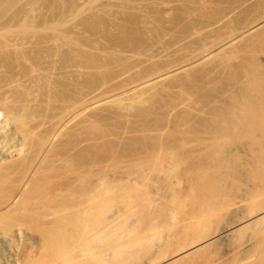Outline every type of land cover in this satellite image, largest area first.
Listing matches in <instances>:
<instances>
[{
  "label": "rangeland",
  "instance_id": "rangeland-1",
  "mask_svg": "<svg viewBox=\"0 0 264 264\" xmlns=\"http://www.w3.org/2000/svg\"><path fill=\"white\" fill-rule=\"evenodd\" d=\"M263 19L264 0H0V100L5 93L12 94L11 101H0V137L8 136L9 140H15L14 147L7 145L6 148L11 149L9 152L7 150L0 162L5 161V156L7 157V161L0 166V173L10 177L2 187L3 192L12 190L26 179L41 156L44 146L42 141L51 138L50 131L59 124L70 122L67 119L68 112L74 111L80 99L85 100L86 97L92 96L93 99L88 100H95V94L100 93L102 89L117 90L120 85L119 88H124L115 91L116 94L124 89L128 95L129 90L135 88V91L131 90L130 96L145 92L142 94V102L143 98L149 97L147 102L144 100L145 103L134 102L135 108L140 107L141 110L135 109L140 114L135 113L132 107V111H117L116 103L114 106L113 103H108L112 98L110 97L107 101H99L100 107L96 106V102V105L90 107V111L89 108L86 109V115L72 120L62 135L54 140V150L46 157L40 173L33 180V201L36 206H41V212L50 214L56 208L72 201L73 196L62 190L75 181L79 171H85L92 166L91 169L99 172L106 168L107 164L110 166L109 161L114 154H118L119 159L122 158L120 161L124 167L127 159L143 152L144 148L159 143V139H163L168 148L177 147V152L185 159L182 163H177V174L172 179L174 184L179 177L183 180L181 187L177 188L180 190L179 195L182 194L180 197H186V193H189L187 189L189 179L192 178L189 172L201 167L208 171V179L206 178L205 182L208 189H197L194 192L196 200L200 201L208 192L213 196V193H217L215 185L229 178L230 184L234 182L233 187L231 186L233 193L239 192L241 202L248 197L246 200L249 203L251 196L255 197L253 192L255 194L257 190L264 191V28L248 34L208 61L195 63L186 69H181L180 66L197 60L215 46L241 34ZM91 59L99 63L101 59L102 65L98 64L97 71L96 68L93 70L90 69L93 67H85ZM104 59L108 60V67ZM95 60L92 63H96ZM259 61H262V64L255 67ZM100 66L105 68L101 69ZM79 67L86 71L83 69L81 72ZM88 69L92 72L87 71ZM99 70L102 71L100 74ZM170 70L177 71L171 76L160 77L162 80L158 78L159 74L161 76L165 71L171 72ZM252 70L256 71V79L251 80ZM156 76L157 81L154 80ZM101 83L105 88L98 86ZM94 86L102 87L94 91ZM124 95L123 93L122 97ZM126 98L130 100L127 96L125 100ZM130 102L131 100L128 103ZM8 110L16 113L14 115L17 120L13 121V117L9 119L13 113L9 111L8 114ZM233 114L239 118L238 129L229 125L230 120L236 118ZM7 116L8 121L5 119ZM87 118H92L91 123L84 122V126L93 125L95 122L93 126L97 129L93 140L89 139V134L87 135L83 124L80 123H83L84 119L90 121ZM75 124L77 130L74 129ZM90 125L89 127H93ZM163 129H166L165 134ZM214 136L218 137V140L214 139ZM183 139L186 147L180 148L178 143ZM238 142L253 143L256 149L252 150H257V158L255 155L250 157L254 154L250 149L245 148V151L243 147H239L243 149H239V157L227 160L228 149L232 150L235 147L232 145ZM2 152H5L4 149ZM119 154L122 156L119 157ZM253 160L256 161L255 165L252 164ZM121 164L118 165L117 169L121 168L118 173L111 174L112 179L115 174L119 176V172L124 170L120 167ZM255 166L256 173L252 170ZM247 174L249 177L252 174L250 181ZM255 185H258V189ZM173 192L169 188L163 195L154 196L155 200L154 197L152 199L156 202L150 209L146 208L147 204L140 205L139 202L134 205V209L131 208L132 210H129V206L126 208V205L124 208V204L121 208L118 203V208L122 209L119 211L126 212L129 217L124 214L125 216L121 217L122 222L120 219L117 222L118 226H123L125 220H128L129 225L134 224L129 226L125 221V226L132 228V235L127 232L130 231L129 228L119 231L121 234L129 233H126V236L130 238V241L127 238V243L131 251H149L152 240H148V248L144 244L147 245L148 241L138 242L140 236L146 240L148 237V234L144 233L145 224L142 219L151 215L153 218L160 216L163 220L166 219L165 214L175 209L179 212L178 229L175 228L170 234V231L167 233L166 230L167 235L166 238L163 235V239L168 237L170 250L178 245L177 238L183 234L181 220L191 215L193 206L188 200L185 206L179 208L175 197L170 196ZM111 200L112 195H104L101 198L105 206L103 211L107 216L111 215L114 209L118 210L114 204L113 208L110 207ZM1 202L2 199L0 204ZM244 205L242 209L245 206L250 209L247 204ZM37 216L38 213L34 216L36 220L39 218ZM55 218L51 216L49 219L45 218V221L51 222ZM36 220L39 224L38 230L35 224L32 230L37 231L27 232L40 237L41 230L45 227L41 226L39 219ZM254 224L247 227L251 232L241 225L244 229L239 230L242 231L239 239L241 237L245 242L240 239L239 244L243 248L239 246V249L242 248L239 250V257L234 262L227 260V264H264V220L261 224ZM133 227L138 228H134L136 232ZM123 236L124 240L125 233ZM249 236L253 239H249ZM163 239H154L151 242L152 247L144 258L146 262L150 259L149 256L166 242H163ZM141 242L143 244H140ZM247 242L250 247L249 244H243ZM137 243L140 246H137ZM9 250L3 254L9 256L10 254L6 253ZM126 251L121 257L113 254L115 252L112 253L111 250L112 258L110 256L109 261L127 264ZM3 254L2 258L5 257ZM223 255L221 247L214 246L191 258L188 257L189 260L185 258L175 264H223ZM2 258L1 261L7 262L8 257ZM142 260L139 261L143 263ZM139 261L136 264H142Z\"/></svg>",
  "mask_w": 264,
  "mask_h": 264
},
{
  "label": "bare ground",
  "instance_id": "bare-ground-1",
  "mask_svg": "<svg viewBox=\"0 0 264 264\" xmlns=\"http://www.w3.org/2000/svg\"><path fill=\"white\" fill-rule=\"evenodd\" d=\"M262 27L264 28V19L261 20L258 24L253 25V27H249L246 31L242 32L241 34L233 36L232 39H230V40H228L222 44L220 43L218 46H215L214 49L209 50V52L207 51L206 54L200 56L199 58H197V60L195 59L191 63L189 62L183 66H180L181 69L182 68L186 69L188 66H191V65L193 66V64H195V63L197 64L201 61L202 62L206 61V60L208 61L209 59H212V57H215L216 55L218 56V54L224 52L223 50L226 51L227 47L234 45L235 42L237 43L243 37L247 36L248 34L253 33L256 30L258 31V29L259 30L262 29ZM96 46H97V44H96ZM91 60L93 61L95 59H91ZM99 60H100V63H99V61L97 62L96 60L94 61L96 63H92V61L91 62L89 61L90 63L89 62L88 63L92 64V65L89 66V64L87 63L88 66H87V64H85L86 65L85 67L86 68L93 67L90 69L95 70V68H96L95 71H97V68L99 66L98 64L102 65L101 59H99ZM105 60L107 61L106 66L108 67V65H107L108 60L104 59V61ZM261 62L260 61H259V63L256 62V65H254V66L257 67V64H260ZM104 64H105V62H104ZM109 64H110V60H109ZM78 66H80V65H78ZM82 67H84V65ZM101 67H103V66H100V68ZM103 68H105V67H103ZM83 69L84 68L81 69V72L83 71ZM90 69H88L87 71H89ZM90 71L92 72V70H90ZM170 71L171 72L167 71L168 73L165 71V73L163 75L161 74V76L159 74V77L156 76L154 78V80L157 81V77L160 79V77L162 78V77H166V76L167 77L171 76V74L175 73V71H177V70H170ZM98 72L100 74L102 71L100 72V70H99ZM251 75H252L251 80L254 78L256 79V71L252 70V72L250 73V77H251ZM151 79H152V77H151ZM160 80H162V79H160ZM147 81L149 82L150 80H147ZM144 82L145 81H143L142 84ZM148 82H146V83H148ZM144 84H143V86H144ZM99 85H102V83L98 84V86ZM147 85H146V87H147ZM151 85H153L152 82H151ZM102 86H104V85H102ZM102 86L97 87V88H96V86H94L96 88V90L94 89V91L100 90L99 88H101ZM107 86H108V84H107ZM119 87H120V85H119ZM119 87H118V89L124 88V86H122L121 88H119ZM102 88H105V86ZM111 88H113V87H111ZM134 89L132 88L131 90L135 91ZM117 90H114V88L113 89H107V90L102 89L101 92L99 91L100 93L95 94V96H94L95 100H90V101H92L91 103H88V102H90L88 99H90V98L93 99L92 96L86 97L85 100L80 99L77 102V105H76L74 111L68 112L67 119L70 120V122H71L72 120H75L79 117H82V115H86V114H84V112H86V109L89 108V111H90V109H91L90 107H92L94 104L96 105V102L97 103L99 101L104 102L103 101L104 99L107 101L108 98H110V97L113 98V96H115V97L113 99L110 98L108 103H113L112 106H114V103H116L115 106H117V107L115 109L118 108L117 111L123 110V112H124V110H126V109H129V111H132V110H130V108L132 107L133 110L135 111V113L140 114V112L139 111L137 112L136 110H137V108H139V110H141V109H140V107L135 108L136 105L134 102H136L137 104L139 102H142L141 101V98L143 96L142 94L145 92H142V93L140 92L141 94H139V95L130 96L129 94L131 93V90H129L130 93L128 95L124 92V89H123V92L121 91L122 93L120 92V93L116 94L115 91H117ZM125 90H127V89L125 88ZM154 90H155V88H154ZM156 92H157V89H156ZM123 93L128 97V99L131 100L130 103H128L130 100L128 101L127 98H126V100L128 102L127 103L125 102L126 96L124 95L125 97L123 96L124 97L123 98L122 97ZM148 93H149V91H148ZM136 94H138V93H136ZM155 94L157 95L158 93H155ZM11 98H12V94L5 93L0 101H3L6 103L7 101H11ZM147 98H149V97H147ZM147 98H143L142 103H145L144 100L146 101ZM87 100H88V102H87ZM85 103H87V104H85ZM99 103H98V105H96L97 107L98 106L100 107ZM132 104H134L135 106ZM139 104H141V103H139ZM237 107H239V106H237ZM95 109L97 110V108H95ZM10 110H8V114H9ZM236 110L237 109H235L234 113H236ZM92 111H94V110H92ZM142 111H141V114H143ZM11 113H13V111ZM14 114H16V113H13L11 115V117L8 115L9 119H11L13 117L14 119L13 118L12 119H13V121H15L16 116ZM144 114H145V112H144ZM8 116L5 118V119H7V121H8ZM95 116H96V114H95ZM233 116H235L236 118L233 117V119L230 120L229 125L232 128L238 129L239 118L235 114H233ZM87 120H90V119L87 118ZM91 120H92V118H91ZM91 120L86 121L84 119L83 123L82 122H80V123L83 124L82 126H84V122L85 123H91ZM70 122L65 123V124L64 123L59 124L57 127H55V129H52L50 131L52 133L51 138H49V139L45 138L44 141H42V144L44 146H43V150L41 152V156H40L39 160L37 161V163L35 164V166L31 170V172L26 176V179L22 183H20L18 186H14L12 188V190H9V191L7 190V191L3 192L2 187L6 184L7 180H9L8 178H10V177L7 178L6 174L0 173L1 174L0 175V194H2L1 198H0V199H2V202L0 204V250L2 249L0 251V256H1L0 257V264H3V263L4 264L5 263L6 264H115L114 261H113V263L109 261V260H111V259H109L110 256L112 258V253L115 252L113 254H117V256H121V254L124 253L125 250H127L126 252H128V255L126 254L127 257L125 256L126 257L125 262L127 264H136V263H138L139 260H142V259L145 261L144 258H146L145 256L149 253L150 248L152 247L151 242L154 241V239L161 238V240H162L164 238V236L166 238V235H167V234L165 235L166 230H167V233L170 231L168 233V234H170L171 231H173L175 228L178 229L177 228V226L179 224L178 209H175L174 211L172 210L171 212H168L167 215L165 214L166 219H163V220L160 219V216H157V217L154 216V218H153L151 215H150V217L147 216V218L142 219L143 223L145 224L144 225L145 226V229H144L145 232L144 233L148 234V237L146 236L147 240L145 239V237H142V236H140V239L142 237L141 240L137 237L139 239L138 242L142 241V240L145 242L148 240H152L150 242V247L148 244L149 241L147 242V245H146V243H144L145 246H147L146 248L149 247V251L147 249H145V250L143 249V252H142V251H136V250L131 251L129 249L130 247H128L129 246V244L127 243L128 242L127 241L128 235L126 236V233L127 232L130 233L132 228L130 229L128 227L130 229V231L128 230L127 232H124L126 239L125 238H124V240L122 239L124 237L123 236L124 233L122 232L123 234H121V232H119V231L122 229L123 230L128 229L127 226H125V223L128 220H125L126 222L123 221L124 222L122 224L123 226H121L120 223H119L120 225L118 226L117 222H119V219L121 220V217L123 218L127 213L124 211L121 212L122 209H120V207L118 208L117 205H118V203L121 204V205H119V206H121V208H123V207L125 208V205H126V208L129 206V210H132L135 208L134 205L136 203L138 204V202H139L140 205L141 204L142 205L147 204L146 206H148V207H146V206L145 207L150 209V208H153V206L155 205V202H156V201H154L155 198L157 196L163 195V192L169 188L171 189V191H174L173 193H171L173 195L170 194V196L175 197L174 198L175 203L179 208H180V206H182V207L185 206V203L188 200L191 202V204L193 206V209L191 211V215H189L186 218L181 220L182 221L181 223H182L183 234L177 238L176 245L177 244L178 245L175 246L174 248H172L173 249V250L171 249L172 251L170 250L171 246L167 242L168 241V237H167L166 240L163 239V242L164 241H166V242L164 244L162 243L163 245L161 244L162 246L160 245L159 246L160 248L158 247L157 248L158 250H155V252H153L152 255L149 256L151 261L148 258L149 259L148 262H146L147 261L146 260L145 261L146 263H144V261L142 260L143 263L141 261H139V263L156 264V263L160 262L162 264H175L177 262L183 261L185 258H188V257L191 258V257L195 256L197 253H199L203 250L209 249L211 247H214V246H220L221 247L223 254H224L223 258L221 257L222 258L221 262L223 264H227L226 263L227 260L234 262L236 260V258L239 257V250H241L243 248L242 245L239 244V241L241 239V237L239 239V234H240V232H242V231L239 232V230L244 229L243 226H241V225H244V227H246V229H248L249 228L248 225L251 226L255 223L254 226H256L257 222L259 224H261L262 220H264V191L263 190H260V191L257 190L258 185H257V187H256V185L254 186L257 188L256 189L257 192L255 191V194L253 192L252 195H255V197L251 196L250 199L252 201L249 199V203L252 202V204L247 203L248 200H246V199L248 197L245 199H244V197H242L244 199L242 201L243 202L246 201V203L244 202V204L245 205L247 204L248 208H250V209H247V207L243 204V202H241L239 200L240 199L239 192L233 193L234 189L232 188L233 187L232 184H234V182L233 183L231 182L232 184H230L228 182L230 180L229 178H227L229 176V174H227L228 176L226 177L227 178L226 180L223 179V177H222L223 182L220 180L221 181V182H219L220 184L218 183L219 186H217L218 184L215 185L214 188L216 189L217 193H213L214 195L212 196V194H210L208 192V194H210L209 196H208V194H207V196L204 195V197L201 195L202 199L200 201H198V200H196L194 192L200 188H202V189L207 188L208 189V187H206L207 184H205L206 180L208 179V177H207L208 171L205 170L204 168L196 167L191 172H189V174H191V176H192L191 180L189 179V188L187 189V190H189V193L188 192L186 193V195H185L186 197H180V195H182V194L179 195L178 192L180 190H177V188L181 187V185L183 184V180L179 177L177 179L176 184H174L175 182L172 179H174L175 178L174 175L177 174L178 164L185 161V159L179 155V153L177 152L178 151L177 147H175L173 149V146L168 148L167 145H164L163 139L162 140L159 139V141L157 140V142H159V143L152 145L151 147L148 146V147L144 148L143 152L138 153V155H135V156L131 157L130 159H127V162L125 161L126 165L124 167L122 165L123 162L120 161L122 158L119 159L118 154H114V152H113L114 155L111 156V160L109 161L110 166H108V164H107L106 168H103L99 172L91 169L92 166H90V169H86L85 171H79V173L77 174V176L75 178V181L71 185L67 186L66 188H64L62 190L63 192H66V193L69 192V194L73 196V198L71 199L72 201L69 202L67 205H62V206L56 208L50 214L41 212V206H36L35 202L33 201V198H34L33 193L35 190L33 187L34 185H32L33 180L40 173L41 165L44 163L46 157L54 150V148L56 146L55 145L56 141L54 142V140H56L60 135H62L63 130L66 129V127H68ZM254 124H256V123H254ZM89 125L90 124L85 125L86 127L84 126V128H85V131L87 132V135L89 134L88 135L89 139L93 140L96 136V133H97V131H96L97 129L96 130L94 129L96 127L93 126V125H95V122L93 125H90L93 127H89ZM76 126H77V124H75V126H74L75 130H77ZM262 128L264 129V127H262ZM72 129H73V127H72ZM163 130H164L163 133L165 134L166 129H163ZM163 133L161 134V136L163 135ZM93 135H95V136H93ZM96 139H98V137ZM214 139L218 140V137L214 136ZM160 140L162 142H160ZM14 141H15L14 139L9 140L8 136H6V137L1 136L0 137V162L3 159L4 155H6L5 153L7 152V150L9 152L11 149V148L7 149L6 148L7 145L8 144L10 146L13 145ZM232 146H235V147H233L232 150L228 149V155L226 158L227 160L233 159L234 157L235 158L239 157V149H240L239 147H243L244 149L245 148L250 149L252 151V154L254 153L250 157H253L255 155L254 157L257 158V156H256L257 150H256V152H253V150H255L256 148L253 147V143H251V142H244L242 144L241 143L239 144V142H238ZM13 147H14V145H13ZM178 147H180V148L186 147V142L184 139L178 143ZM5 148H6V150H5ZM3 149L5 151L4 153L2 152ZM246 149H245V151H246ZM240 150L243 151V149H240ZM250 150H247V151L249 152ZM250 155H251V153H250ZM120 156H122V155L119 154V157ZM258 157H260V156H258ZM6 159H7V157L5 156V159H4L5 161H3V162H6L7 161ZM117 159H119V160H117ZM254 162H252L253 165L256 164V161H254ZM258 162L259 161H257V163ZM2 163H0V166L3 165ZM118 163L119 164L122 163L121 164L122 166L120 165V167H123L124 170H122V172L121 171L119 172L120 173L119 176L117 174H115L118 177L116 176V179L114 181H112L114 179L115 175L113 176V179H112L111 174L113 172L118 173V170L121 169V168L117 169L118 165H119ZM258 164H260V163H258ZM4 167H5V165H4ZM255 168H256V166L253 167V169L252 168H250V169H252L254 171ZM1 169H3V168H1ZM257 169H258V166H257ZM3 170H5V169H3ZM252 170H251V172L253 173ZM256 171H254V172L256 173ZM255 173H253V174L255 175ZM232 175H234V174H231V176ZM248 175L249 174H247V176ZM234 176L232 178H234ZM236 176H238V175H236ZM251 176H252V174H250V177L248 176L250 179L247 177V179L249 181L252 178ZM238 179H239V176H238ZM168 182H169V184H168ZM261 186L262 185L259 186V189H261L260 188ZM228 188H230V190H232V191H228L229 190ZM263 188H264V186H262V189ZM4 189H7V188H4ZM215 189H214V192H215ZM237 191H238V189H237ZM104 195L105 196L112 195V200H111L112 203H111L110 207L113 208V206L116 205L117 206L116 208H118V210L114 209L115 211L117 210L116 212L115 211L113 212L114 214L112 213L111 215H108V216L105 215V213L103 211L104 207H105L103 205L104 202L101 201V198H103ZM240 195H242V194H240ZM154 196H156V197H154ZM246 196H248V195H246ZM153 197H154V200L152 199ZM252 197L254 199H252ZM239 203H240V206H239ZM241 203L246 207V211H244V212H243V210H245L244 209L245 207L242 209L243 205ZM122 204H124V206ZM35 210H37V212H35ZM119 210H121V211H119ZM135 211H136V209H135ZM131 212H133V211H131ZM37 213H38V216H39V214L42 215V216L40 215L38 219H39V223L41 224V226L45 227V228H42V230H41L42 234L40 233V237L39 236L37 237L35 234L33 236V234L31 235L27 232L29 230H32V227H35V224H36V228H37V225L39 226L38 221H37L38 219L36 220L34 217ZM121 213H123V214H121ZM51 216H55L56 218L51 222H46L45 218L49 219ZM126 216L128 217V215H126ZM40 218H44V219H40ZM163 218H164V216H163ZM34 219L37 221V223L35 222ZM259 221H261V222H259ZM121 222H122V220H121ZM127 224L129 225L130 223L127 222ZM115 225H117V226H115ZM245 225H247V226H245ZM129 226H134V224L129 225ZM240 226H241V229H239ZM29 227H31V228L29 229ZM123 227H125V228H123ZM134 228H136V227H133V229ZM250 228H252V227H250ZM136 229H138V228H136ZM37 230H38V228H37ZM37 230H32L31 232L33 233V231L36 232ZM248 230L250 231V229H248ZM134 231H135V229H134ZM129 233H127V234H129ZM138 233L139 232L137 231L136 234H138ZM247 233H248V231L246 232V234ZM37 234H38V232H37ZM130 234L132 235V233H130ZM141 235H143V234H141ZM251 236H252V234H251ZM251 236H249V239H253V238H251ZM172 237H173V235H172ZM256 237H257V235H256ZM246 238H247V236H246ZM246 238L244 237V239H246ZM128 239L130 241V238H128ZM169 239H170V237H169ZM247 241H248V239H247ZM251 241L253 242V240H251ZM242 242H245V240H242ZM131 243H133V242L131 241ZM260 243L261 242H259V244ZM262 243H263V241H262ZM138 244L139 243H137V246H138ZM140 244H143V243L141 242ZM140 244H139V246H140ZM243 244H245L246 246H248L247 244H249V247L251 246L250 243H248V242L243 243ZM133 246H134V244H133ZM239 246H241L242 248L239 249ZM246 246H245V248H246ZM4 248H6V249H4ZM165 248H169V249L167 250ZM247 249H249V248H247ZM8 250H9V252H6V253H8V255L9 254L10 255L9 256L4 255L3 254L4 251H8ZM111 250H112V253H111ZM243 250H245V249H243ZM2 254L5 257H8V259H7L8 263L6 262V260H3L5 262L1 261ZM118 254H120V255H118ZM5 257H3V258H5ZM225 257H226V259H225ZM11 258H12V260H11ZM120 259H122V258H120ZM188 260H189V258H188Z\"/></svg>",
  "mask_w": 264,
  "mask_h": 264
}]
</instances>
